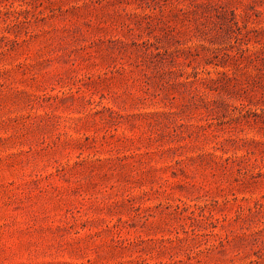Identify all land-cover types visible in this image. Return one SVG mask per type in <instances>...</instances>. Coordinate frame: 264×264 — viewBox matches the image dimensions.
I'll use <instances>...</instances> for the list:
<instances>
[{
	"label": "rangeland",
	"instance_id": "rangeland-1",
	"mask_svg": "<svg viewBox=\"0 0 264 264\" xmlns=\"http://www.w3.org/2000/svg\"><path fill=\"white\" fill-rule=\"evenodd\" d=\"M0 264H264V0H0Z\"/></svg>",
	"mask_w": 264,
	"mask_h": 264
}]
</instances>
